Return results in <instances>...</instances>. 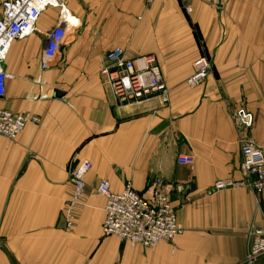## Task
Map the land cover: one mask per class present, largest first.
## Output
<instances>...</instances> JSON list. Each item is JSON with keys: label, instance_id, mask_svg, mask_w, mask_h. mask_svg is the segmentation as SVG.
<instances>
[{"label": "crops", "instance_id": "crops-1", "mask_svg": "<svg viewBox=\"0 0 264 264\" xmlns=\"http://www.w3.org/2000/svg\"><path fill=\"white\" fill-rule=\"evenodd\" d=\"M62 2L79 28L67 30L54 64L40 68L44 35L58 21L51 8L4 62L12 79L0 108L39 122L14 141L0 137V264H246V232L261 224L264 191L213 185L243 179L236 110L253 116L246 135L264 152V0H187L190 14L179 0ZM113 48L155 58L167 106L115 99L98 76ZM205 53L215 55L214 73L190 88L191 65ZM220 53L227 62L217 66ZM181 155L193 164L179 165ZM82 161L92 169L67 227L69 168ZM154 180L186 188L172 194L184 233L149 249L103 236L98 185L119 193L130 182L143 193Z\"/></svg>", "mask_w": 264, "mask_h": 264}, {"label": "built area", "instance_id": "built-area-1", "mask_svg": "<svg viewBox=\"0 0 264 264\" xmlns=\"http://www.w3.org/2000/svg\"><path fill=\"white\" fill-rule=\"evenodd\" d=\"M186 14L191 13L187 0H179ZM149 6L153 0H144ZM0 99L5 95V82L12 76L4 69V62L15 41L23 40L36 31V24L44 10L58 11L56 26L44 35L45 46L40 56L41 70L49 69L60 53L67 30L79 28V21L67 9L62 0H0ZM211 62L200 56L191 65V74L186 80L190 88L201 86L211 74ZM98 76L108 86L119 103L146 101L158 98L162 106L168 104V90L163 82L160 69L152 55L126 58L120 48L107 51ZM238 134L241 157L242 180H219L213 190L245 187L254 193L264 191V152L246 135L253 124V116L244 109L232 114ZM39 119L26 112L12 113L0 108V137L14 141L28 124H37ZM194 160L181 155L177 163L191 166ZM88 161L78 162L69 168V183L72 192L64 207V220L70 227L78 203L85 195V177L91 171ZM186 188L160 180L150 182L143 193L136 192L126 182L119 193L110 190L107 182L97 187V194L104 198V219L101 226L103 236L116 237L121 242L143 249L153 248L162 243H171L184 233L177 221V208L172 205V194L183 195ZM264 257V213L261 224L251 223L246 232L245 263L253 264Z\"/></svg>", "mask_w": 264, "mask_h": 264}, {"label": "rangeland", "instance_id": "rangeland-1", "mask_svg": "<svg viewBox=\"0 0 264 264\" xmlns=\"http://www.w3.org/2000/svg\"><path fill=\"white\" fill-rule=\"evenodd\" d=\"M186 5H188L187 4V2H186ZM188 6H190V5H188ZM0 12H1V6H0ZM200 40H202L201 38H199ZM223 40H226L227 41V38L226 37H224V38H222V42H223ZM217 49H219V43H218V46H217ZM219 55V56H218ZM217 55V66L218 65H220L219 63L220 62H222V61H225V64H226V60H227V57L226 58H224L227 54L226 53H220V54H218ZM202 56V55H201ZM203 56H205V57H207L209 60H210V62H211V67H212V70H211V74H210V76H212L213 75V73H214V70H215V55L214 54H211V55H209L208 53H205V55H203ZM219 60H220V62H219ZM221 66V65H220ZM219 68V67H218ZM227 69V68H226ZM226 69H224V70H226ZM227 71V70H226ZM209 76V77H210Z\"/></svg>", "mask_w": 264, "mask_h": 264}]
</instances>
